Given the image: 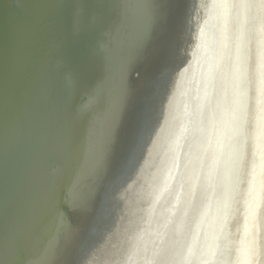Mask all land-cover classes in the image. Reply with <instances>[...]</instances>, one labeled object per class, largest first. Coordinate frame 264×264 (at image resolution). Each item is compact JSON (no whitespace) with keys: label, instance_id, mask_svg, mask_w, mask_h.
I'll list each match as a JSON object with an SVG mask.
<instances>
[{"label":"water","instance_id":"water-1","mask_svg":"<svg viewBox=\"0 0 264 264\" xmlns=\"http://www.w3.org/2000/svg\"><path fill=\"white\" fill-rule=\"evenodd\" d=\"M109 2L113 3V0ZM215 2L216 0H195L198 7L194 11L195 18L191 19L190 28L195 23L197 34L196 41L190 40L191 47L194 43L192 54L187 46V55L193 62L196 52L202 50L206 56L209 50L212 31L218 23ZM61 3L62 0H0V89L5 86L15 87L20 83L22 121L26 125L35 123L37 126L36 133L26 143L24 153L29 192L21 199L18 207V239L23 247V255L11 256V264H60L59 258L53 255L52 248L58 243L61 225L67 223L62 205L78 201L83 188L91 183L93 157L98 153L105 136L104 121L98 115L93 96H107L117 89L133 92L134 86L141 83L140 78L133 73L134 70H158V67L153 66H123L135 58H130L121 51L122 21L115 17L109 19L110 14L103 18V30L105 35L108 31L114 34L115 51L108 60L97 55L96 43L91 44L89 41L92 36L82 30H70L64 9L59 7ZM82 5V11L90 8L89 3L86 7L84 3ZM88 28L90 29L89 21ZM165 39V36H160L156 44L163 45ZM159 57L149 51L142 59H150L153 63L159 61ZM201 66L202 63L195 67L198 72ZM188 70L192 69L180 70L170 82L175 84L184 78L188 79L189 75L185 73ZM130 73L134 76L131 83L128 78ZM91 76L96 78V85L88 87L92 84L89 79ZM154 81L155 79L152 80L153 83ZM193 82L190 83L189 92L195 91L196 85ZM86 89L94 90V95L91 97L85 94ZM165 119L164 104L159 121L162 128H166ZM183 127L184 124L178 126L180 130ZM188 128V131H183L178 136L177 141L174 139L170 152L172 161L165 162L162 171L159 170L158 160L154 163L150 184H145L144 178L138 173L139 177L134 180L132 188L131 180L136 175L134 171L116 193V202L108 206L107 230L97 236V239L99 241L103 238L110 225L122 230L124 235L128 230V236L125 235L122 246L117 247V238L114 241L112 234L111 246L105 250L99 264H144L150 253H153L155 261L157 249H162V239L164 256L169 240L172 244L176 237V245L181 240L178 194L186 188L185 181L181 178L177 182V179L178 175L179 178L181 176L179 170H187V163L189 166L188 146L192 125L189 124ZM88 135L93 138L84 144L83 139ZM53 144L64 159L63 174L54 181L50 178V173L45 171L44 165V159ZM150 146L153 161L158 156L159 159H164L167 150L162 147L153 149L151 142ZM146 149L147 146L142 158ZM142 158L137 170L141 167ZM129 184L132 191L129 188L122 192ZM136 188L143 189L146 195L142 202H136L139 210L137 214L134 211L136 204L133 209L131 201L129 203L127 199V196L137 195ZM70 218L74 225L79 220L78 225L82 227L88 220L80 212L72 213ZM167 219L169 223L166 225ZM162 223L164 227L161 226ZM165 227L168 228L166 231ZM174 248L175 246L171 247V250ZM182 250L181 242L176 247V263ZM5 258L9 259V256L6 255Z\"/></svg>","mask_w":264,"mask_h":264},{"label":"bare ground","instance_id":"bare-ground-1","mask_svg":"<svg viewBox=\"0 0 264 264\" xmlns=\"http://www.w3.org/2000/svg\"><path fill=\"white\" fill-rule=\"evenodd\" d=\"M216 2L218 23L209 50L206 56L202 50L196 52L194 67L185 72L191 81L197 75L195 91L187 99L192 106L185 112L186 116L190 113L196 137L189 149V166L179 170L177 179L182 178L186 188L178 194L182 238L177 245L176 237L172 244L169 240L165 256L161 240L155 259L159 264L168 261L181 242L183 250L176 264H264V0ZM201 63L198 72L195 67ZM174 116L168 121L171 128L176 127L172 143L164 159L154 160L161 171L165 162L172 161L174 139L189 130L187 123L180 130L183 124ZM234 138L242 142L243 163L238 169L233 163ZM135 191L137 195L127 199L133 209L136 204L137 214L136 202L146 195ZM121 231L117 247L128 236V230L125 235ZM152 257L150 253L147 259Z\"/></svg>","mask_w":264,"mask_h":264},{"label":"snow or ice","instance_id":"snow-or-ice-1","mask_svg":"<svg viewBox=\"0 0 264 264\" xmlns=\"http://www.w3.org/2000/svg\"><path fill=\"white\" fill-rule=\"evenodd\" d=\"M59 7L64 9L70 30H82L92 36L96 40V54L105 60L112 57L115 37L111 31L95 36L85 25L83 5L77 0H62ZM197 7L195 0H113L110 5L109 19L121 20L131 36L127 43L120 42L124 54L140 61L151 51L160 56V63L154 87L147 93L137 95L117 89L107 96H93L98 115L104 121L105 136L90 173L91 183L83 188L78 201L62 205L67 223L61 225L58 243L52 248L60 264H93L96 236L108 227V206L116 202V193L136 170L156 132L168 85L185 62L190 23ZM160 36L166 37L163 45L156 44ZM36 131L35 123L29 126L22 121L20 83L0 89V264H11V256L23 255L18 239V207L29 192L24 153L26 143ZM234 139L233 163L238 169L243 163L242 142ZM44 165L53 181L63 174L64 159L54 144ZM76 212L88 217L87 225L73 224L70 217Z\"/></svg>","mask_w":264,"mask_h":264},{"label":"rangeland","instance_id":"rangeland-1","mask_svg":"<svg viewBox=\"0 0 264 264\" xmlns=\"http://www.w3.org/2000/svg\"><path fill=\"white\" fill-rule=\"evenodd\" d=\"M109 1L110 0H77V3H79V4L84 3V7L87 6V3L90 4V8L87 10L83 9L81 14H82L83 20L85 21V25L87 27H88V21H89L90 30L94 32L95 36H100L102 34L105 35L104 31H103V33L101 32V29H104V27H105V19H103V18L108 14L111 15V11H109L108 9H110V5L112 4V2H109ZM192 18H195L194 13L192 15ZM125 29H126V26L122 22V28H121V33H120V34H122L121 39H122V41L127 43L128 41H130L131 36H130L129 32L126 31ZM194 29H195V23L193 24V27L191 28V33L194 34V37L190 33L191 34L190 40L196 41L197 30L196 29L194 30ZM85 34H87V33H85ZM89 38H90L89 41L91 42V44H93V42L96 43V40L93 37H89ZM119 42H120V40H119ZM193 45H194V43L192 44V47H193ZM187 46L189 47V52L192 54L191 43H189V45H187ZM123 54H124V52H123ZM122 63L126 64V62H122ZM159 63H160V57H159V61H156L153 63L150 61V59H147V58L141 59L140 61H137L136 59H130V63H127V65H123V66H132V68H134V67L145 68V67H150V66L159 67ZM193 66H194V62L187 55V58H186L185 62L183 63L182 67L180 68V70L189 69ZM87 71H90V72L100 71V72H102L104 70H87ZM134 71L135 72H133V73L136 74V76H138V78H140L141 83L136 84L134 86L135 90H133V93L140 95V94H144V93L149 92L154 87V83L152 82V80L156 79L158 70H153V71L152 70H134ZM152 72H153V75H152ZM133 77L134 76L130 73L128 76L130 83L132 82ZM196 78H197V76L196 77L194 76V78H193L195 84H196ZM89 79H90L92 84L88 87L95 86L96 85V78L91 76V77H89ZM200 80H201V78L198 76V81H200ZM190 81H191V77L188 79L184 78L175 84H172V82L169 83L168 88H167L168 94L166 95V99L164 102V104H165V116H166V119H165V127L166 128H162L158 124L156 132L154 133V135L150 141L153 144V149H157L160 147H162L166 150L169 149V142H170V145L172 143L173 129L175 132L176 127L171 128L168 121H169L170 116L173 115L174 113H175L174 120L177 123L178 122L182 123V124L187 123V124L192 125V119L189 117L190 113L187 114L188 116H186V113H185L192 106V102H189L187 104L188 93H190L189 92ZM200 86H202V84H200ZM84 93L88 94L89 96L92 97L95 92L92 89H86ZM181 112H183L184 114L180 115ZM183 116H186L184 118V120L181 119V117H183ZM170 135H171V138H170ZM195 137H196L195 130H194V128H192L191 133H190L188 152H189L190 147L194 143ZM92 138L93 137H91V135L85 136L83 139L84 144L86 142L92 140ZM173 144H174V142H173ZM98 153H99V151H98ZM98 153L93 157V164L91 165V168L93 167L95 160L97 159ZM154 169H155V164L153 161L151 146L149 143L147 145L145 155L142 158L141 167L138 170L136 168L135 172L136 173L138 172L140 174V176H142L144 178L143 182L145 184H150L151 183L150 180L153 179ZM83 178L86 179V176H83ZM134 180H135V176L131 180V185H132L131 187L132 188L134 187ZM84 185H86V184H84ZM132 188H130V192L132 191ZM86 223H88V220ZM109 227H110L109 230L105 233V235L103 236L102 239L100 238L99 241H98L97 236L95 234L96 240H97V251L95 252V260L93 261V264H99L100 262H102L103 253L105 252V250H107L111 246L110 239L113 238L112 234H114L113 240L115 241L119 232H120V230L114 225H110ZM93 235H94V233H93Z\"/></svg>","mask_w":264,"mask_h":264},{"label":"flooded vegetation","instance_id":"flooded-vegetation-1","mask_svg":"<svg viewBox=\"0 0 264 264\" xmlns=\"http://www.w3.org/2000/svg\"><path fill=\"white\" fill-rule=\"evenodd\" d=\"M129 188H130V184L127 185V186L122 190V192L128 190ZM142 192L145 193L143 189H140V194H142ZM144 198H145V197H144ZM144 198H141V199L139 200V202H142V200H143ZM121 232H122V231H121ZM171 251H172V250H171ZM146 262H147V264H154L155 261H153V257H152V260L147 259V261H144V264H146ZM175 263H176V248L172 251V253H171V257H170V255H168V261H164V264H175Z\"/></svg>","mask_w":264,"mask_h":264}]
</instances>
